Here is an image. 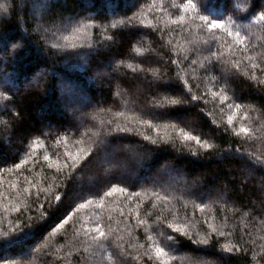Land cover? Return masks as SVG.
<instances>
[{
	"label": "trees",
	"instance_id": "trees-1",
	"mask_svg": "<svg viewBox=\"0 0 264 264\" xmlns=\"http://www.w3.org/2000/svg\"><path fill=\"white\" fill-rule=\"evenodd\" d=\"M32 1L0 0V264H264V0Z\"/></svg>",
	"mask_w": 264,
	"mask_h": 264
},
{
	"label": "snow or ice",
	"instance_id": "snow-or-ice-1",
	"mask_svg": "<svg viewBox=\"0 0 264 264\" xmlns=\"http://www.w3.org/2000/svg\"><path fill=\"white\" fill-rule=\"evenodd\" d=\"M196 5H194L193 3H191V0H188V3H186L184 5V10L186 11L187 9L189 8H192V9H195ZM184 20V17H180V22H182ZM200 20L203 21V26L210 32V33H213L214 34V30H218V29H224V30H227L226 29V26L222 23V21L220 19H210L208 18L207 16H204V15H201L200 16ZM257 21H264V12H262L259 17L257 18ZM173 23H177V21H173ZM83 27H87V26H83ZM81 31V28H76L73 30V32H79ZM228 31V35L229 36H233V33L232 31L230 30H227ZM65 40H68L69 37L65 36L64 37ZM110 39V37L108 38ZM235 41L237 44H243V37L241 36L240 32L237 31L235 33ZM57 47H59V45H56ZM66 47H75V45H72V44H68L66 45ZM175 63V61H174ZM257 67L256 64H252V68L255 69ZM221 98L223 100H227L228 97L221 94ZM193 100H196L197 97L196 96H193L192 97ZM172 104H177L179 103V101L177 100H172L171 101ZM231 107V106H230ZM236 108H239L240 105L237 104L235 106ZM228 123L229 125H233V116H229L228 117ZM119 131H123V129H119ZM245 134V136H247L248 134V129L244 128L243 126L239 127L238 131H237V135L239 134ZM181 135L184 136V138L186 140H196V142L199 144L200 141L197 137L195 136H192V135H189L188 133L186 132H183L181 130ZM202 147H209V145H202ZM240 150L237 149V152H239ZM70 158V160L72 161V164H71V167H75L76 166V162L81 159L83 156L87 155V151L85 149H80L79 152L75 155L71 154V153H68L67 154ZM264 155V154H262ZM262 155H256L254 156L253 153H248V158L249 160H253L255 161L256 165L260 168H264V158H262ZM44 159L47 161L49 160V157L45 156ZM49 166L51 167V163H49ZM17 168L20 167V164H17L16 165ZM64 168H68L69 165L67 163L64 164L63 166ZM57 170L59 171V166H57ZM27 191V189H26ZM126 191L125 188L123 187H116V186H113L110 190L104 192V197H111L113 196L114 193L116 192H120V193H124ZM134 195H139V193H134ZM62 198L61 196L57 195L56 196V200L57 201H60ZM102 203H103V197H101L100 199V204L98 206H102ZM93 204V201L92 200H87L83 203H80L79 204V209H84L87 205H91ZM43 215V213H41V216ZM71 215H69L67 218L63 219L60 223H58L56 225V227L53 229V232H57L59 231L60 229H62L64 227V225H66L68 223V220L71 219ZM141 223H143V221H141ZM169 227H171V225H169ZM174 231H177V232H180L181 229L180 228H175ZM215 231V229H214ZM95 233V234H93ZM84 234L85 236L87 237V240L89 241H92L93 243H97V242H100L102 240H104L106 237H107V233L103 230L102 226L100 224H95L94 226L90 227V228H85L84 229ZM221 235H223V233L221 232L220 233ZM149 239H151V237H149ZM167 239L169 240H172V236L171 235H168L167 236ZM91 246V245H90ZM98 247H103V244L102 243H98L97 245ZM225 252L227 253H232L234 251H240L239 248H236L235 246L231 247V248H225L224 249ZM154 252H155V258L157 260H159L161 262V264H166V261H165V257L167 256V253L165 252L164 248L160 247L159 245H156L154 247Z\"/></svg>",
	"mask_w": 264,
	"mask_h": 264
},
{
	"label": "rangeland",
	"instance_id": "rangeland-1",
	"mask_svg": "<svg viewBox=\"0 0 264 264\" xmlns=\"http://www.w3.org/2000/svg\"><path fill=\"white\" fill-rule=\"evenodd\" d=\"M33 4H35V8H32V13L36 15L35 13V9L37 10V8L41 11L45 10V7L43 6V4H45L46 0H33L32 1ZM95 76V80L94 83H98V81L96 80V78L98 77V74L96 72L93 73ZM89 101L87 99H81L79 98L78 100H75L73 103H71L70 107L72 108V112L69 113V116H74L76 117V115H78L80 112V110L84 107V105L86 103H88ZM128 174V173H127Z\"/></svg>",
	"mask_w": 264,
	"mask_h": 264
}]
</instances>
